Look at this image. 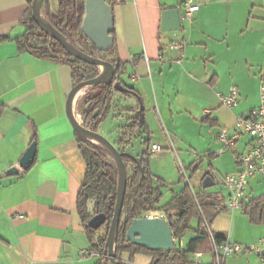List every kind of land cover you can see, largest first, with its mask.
Returning <instances> with one entry per match:
<instances>
[{"label": "crops", "instance_id": "1", "mask_svg": "<svg viewBox=\"0 0 264 264\" xmlns=\"http://www.w3.org/2000/svg\"><path fill=\"white\" fill-rule=\"evenodd\" d=\"M113 1L117 56L125 64L122 79L140 94L141 102L133 95L117 92L113 110L98 132L118 147L119 127L133 115L125 109L132 107L139 113L143 106L144 126L137 135L144 148L133 154L132 137L126 151L134 157L149 152L153 174L171 185L164 190L162 203L186 183L171 179L166 162L173 163L179 156L177 147L206 141V157L198 159L188 151L183 154L188 170H196L194 174L209 161L211 169L200 178V186L192 187L196 194L201 190L215 194L204 188L203 182L211 176L215 185L216 166L223 165L221 155L216 154L222 147L216 134L222 127L232 129L237 114L260 103L264 0H193L199 10L192 22L183 19L186 0ZM175 8L182 17L181 29L163 31L164 12ZM27 10L26 0H0V39L7 38L0 41V104L4 106L0 115V264H96L99 257L88 253L90 242L77 206L86 164L66 113L67 97L74 86L72 69L19 51L14 39L25 31ZM177 41L183 45L181 56L171 48ZM246 82L254 83L255 90L239 87ZM232 86L238 88L240 97L238 105L229 110L222 106L217 93L227 94ZM79 103L80 98L74 109L82 122ZM207 111L212 113L207 115ZM145 130L149 133H143ZM147 138L149 148L144 145ZM33 141L37 142L36 157L24 170L19 160ZM251 141L246 136L229 150L234 156L245 151ZM154 144L166 149L154 155ZM233 159L235 168L226 175L239 170ZM12 167L17 173L6 174ZM251 192L248 189L247 204L253 198ZM226 196L227 191L222 198ZM152 214L147 216L166 217ZM211 229L241 244L261 239V235L240 233L233 218L229 222L222 215ZM211 251L203 252V258L209 257L202 258L201 264H211ZM150 263L151 258L142 254L133 261Z\"/></svg>", "mask_w": 264, "mask_h": 264}, {"label": "trees", "instance_id": "2", "mask_svg": "<svg viewBox=\"0 0 264 264\" xmlns=\"http://www.w3.org/2000/svg\"><path fill=\"white\" fill-rule=\"evenodd\" d=\"M26 1L28 10L23 20L26 28L23 34L14 39L19 51L29 52L39 59L70 66L74 85L97 77L100 73L98 66L73 57L47 31L40 29L32 18L31 4L33 0ZM107 1L114 13V1ZM44 8L46 20L73 46L92 57L101 59L111 57L110 61L115 66L114 80L121 82L129 89V92L118 91L113 85L100 84L87 90L79 103V108L82 106L80 111L87 128L98 131L100 124L113 110L117 92L123 96L133 95L141 102L140 94L134 88L126 85L122 79L125 64L117 56L115 27L112 31L115 39L114 46L106 52H99L81 31L85 16L84 0H58L56 9L52 7V0H45ZM6 39L2 38L0 41ZM3 110L4 106L0 104V115ZM125 111L133 113V115L128 116L125 125L119 127L115 141L118 145L117 148L122 153L128 174L121 222L116 231L115 259L119 264H133L135 256L142 254L151 258L150 264H201L195 262L192 255L212 250V240L204 220L212 226L221 214L227 212L222 205L224 199L208 193L207 190H201L194 196L190 186L185 183L178 193H173L167 202L162 203L164 190L170 188L171 185L153 174L149 152L146 151L139 157H134L126 151L131 138L141 132L144 126V122L141 121L144 109L139 113H136L132 107L126 108ZM143 133L148 134L149 132L145 130ZM76 141L86 164L77 206L90 242L88 253L99 257L96 264H111L108 258L107 235L117 196L118 168L110 152L101 145L81 137L77 133ZM144 145L149 148V138L144 140ZM242 212L251 224H264V194L251 198L249 203L243 207ZM150 213H163L170 218V226L176 244L173 251L151 250L132 244L127 240L130 224ZM97 215L105 216L106 222L100 228L94 229L89 225V222ZM193 221L198 222L196 228L191 225ZM103 229H105V233L99 235ZM190 232H193L194 236L188 240L185 246L179 245L178 243H181ZM215 236L219 242L225 238L219 233H215ZM126 256L127 260H125Z\"/></svg>", "mask_w": 264, "mask_h": 264}, {"label": "water", "instance_id": "3", "mask_svg": "<svg viewBox=\"0 0 264 264\" xmlns=\"http://www.w3.org/2000/svg\"><path fill=\"white\" fill-rule=\"evenodd\" d=\"M45 0H33L31 4L32 18L40 29L47 31L63 48L73 57L98 66L101 70L97 77L84 80L73 86L68 94L66 101V113L74 127L76 133L84 138L91 140L104 147L112 155L119 173V182L113 217L110 222L107 235L108 258L111 264H119L115 257L116 231L120 226L121 214L124 205V199L128 184V174L126 165L122 158V153L117 146L107 137L98 131L87 128L80 122L75 114L74 105L79 99L76 94L80 89H90L100 84L113 85L118 91L129 92L121 82H116L115 66L110 60L89 56L73 46L59 31H57L42 15V4ZM85 16L83 19L81 31L85 37L96 47L99 52H106L114 46L115 39L112 35L114 29V13L107 0H84ZM182 27V17L180 10L170 9L163 14V31H178ZM143 110V106H141ZM141 121L144 122V115H141ZM37 152V142L33 141L19 160V165L24 170L30 168L33 164ZM15 167L10 168L6 174H16ZM214 184L211 176H207L203 182L204 188ZM106 222V217L97 215L92 218L89 225L98 229ZM127 240L132 244L146 247L151 250L173 251L175 249V239L170 226L169 217H150L146 216L134 220L127 231Z\"/></svg>", "mask_w": 264, "mask_h": 264}, {"label": "built area", "instance_id": "4", "mask_svg": "<svg viewBox=\"0 0 264 264\" xmlns=\"http://www.w3.org/2000/svg\"><path fill=\"white\" fill-rule=\"evenodd\" d=\"M185 12L183 19L192 22L193 15L199 10V5L193 0L184 1ZM171 48L177 50L180 56L183 54V45L177 41L171 45ZM181 63V58L178 59ZM217 96L225 108L233 110L239 103V90L236 86H232L227 94L217 93ZM212 111H207V115ZM250 137L252 139L247 149L243 152L236 153L234 158L239 165V170L234 174L223 176L222 184L226 188L227 196L224 198L222 205L229 213H235L242 210L247 204V191L250 186V180L255 176H260L264 182V75L261 77L260 84V103L256 108L247 112H241L236 115L234 127H222L216 134L217 140L222 147L216 152L217 155L224 154L227 150L233 148L242 138ZM171 147L173 142L170 139ZM166 147L154 144L151 147V153L157 154L163 152ZM198 159L206 157L204 154L195 153ZM178 169L184 178V181L190 186L194 196L196 192L190 183L188 170L182 159L177 156ZM205 227L212 240V261L211 264H227V260L240 254L254 252L259 256L261 264H264V238L258 242L246 245L232 241L229 237L218 241L215 232L211 226L204 220ZM203 252H197L192 255L195 262H199L204 257Z\"/></svg>", "mask_w": 264, "mask_h": 264}, {"label": "rangeland", "instance_id": "5", "mask_svg": "<svg viewBox=\"0 0 264 264\" xmlns=\"http://www.w3.org/2000/svg\"><path fill=\"white\" fill-rule=\"evenodd\" d=\"M44 4L45 1L42 4V15L45 18V8H44ZM58 6V0H52V7L54 9H56ZM46 19V18H45ZM105 60H111V57H106L104 58ZM100 69V68H99ZM101 70V69H100ZM246 87L248 90H255V84L252 82H246V83H241L239 84L240 88ZM89 90V89H87ZM87 90L85 89L83 94L79 97L80 99L83 98V96L85 95V93L87 92ZM82 108V106L79 108ZM81 112V111H80ZM82 115V114H81ZM82 123L84 124V120L82 117ZM216 141H212V146L214 145ZM207 147H209L208 142H202L199 145H195V146H180L177 147V153L179 154L180 158L182 159V161L185 164V167L188 170V166L187 163L184 159V152L188 151L190 153L193 152V154L198 153V154H203V150L207 149ZM214 147V146H213ZM144 146L142 144V139L139 135H136L135 137H133L132 139V146L130 147V151L133 154H138L143 150ZM234 149V148H233ZM177 157V156H176ZM221 157V161L223 162V165H221L220 167L216 166V170L213 177L215 179V185L211 186L208 188V190L210 192H213L217 195H219V197H222L225 192H226V188L224 187V185L222 184V179L223 176L226 175V173H231L233 172L234 168H235V163H234V159H233V152L232 150H228L226 151L223 155L220 156ZM218 157V158H220ZM114 161V159H113ZM115 162V161H114ZM165 163V162H164ZM168 165V170L170 171L171 174V179H174L175 183L183 184L184 178L182 177L181 172L178 169V164H177V158L175 159V161H173V163L171 161L166 162ZM211 168L209 166V161H204L201 166L199 171L196 174H192L189 170H188V174L190 178V183L193 187L198 188L200 186V178L202 177V175H204L207 171H209ZM249 190L251 192L250 196L251 197H257L260 196L262 194H264V182L261 181L259 176H255L254 178H252L250 180V186H249ZM169 192V191H168ZM170 193V192H169ZM168 193V194H169ZM167 198V194L165 197V201ZM150 216H153L154 214L150 213ZM223 217H226L228 219V221L230 222L231 219L233 218L235 224H236V228L239 230V232L242 234L247 235L248 237H254V236H260V238H264V224L261 225H253L249 222V220L247 219V217L244 216L243 212L241 211H236L235 213H223L221 214ZM198 225L197 221H193L192 222V227L196 228ZM105 233V229H103L99 235L104 234ZM193 232L188 233L182 240L181 243H178L179 245L185 246L188 242V240L193 236ZM249 245V244H246ZM209 256H205V258H203V260H207ZM233 258V257H232ZM229 262L228 264H261L259 256L254 253V252H249L247 254H240L238 256H235L234 259H228Z\"/></svg>", "mask_w": 264, "mask_h": 264}, {"label": "bare ground", "instance_id": "6", "mask_svg": "<svg viewBox=\"0 0 264 264\" xmlns=\"http://www.w3.org/2000/svg\"><path fill=\"white\" fill-rule=\"evenodd\" d=\"M84 90H85V88L80 89V90L77 92V94H76V98L80 97V96L83 94Z\"/></svg>", "mask_w": 264, "mask_h": 264}]
</instances>
